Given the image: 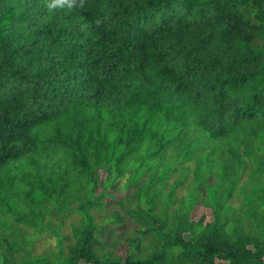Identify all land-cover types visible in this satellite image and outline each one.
<instances>
[{
	"label": "trees",
	"instance_id": "16d2710c",
	"mask_svg": "<svg viewBox=\"0 0 264 264\" xmlns=\"http://www.w3.org/2000/svg\"><path fill=\"white\" fill-rule=\"evenodd\" d=\"M53 5L0 0V264H264V0Z\"/></svg>",
	"mask_w": 264,
	"mask_h": 264
},
{
	"label": "rangeland",
	"instance_id": "374dc122",
	"mask_svg": "<svg viewBox=\"0 0 264 264\" xmlns=\"http://www.w3.org/2000/svg\"><path fill=\"white\" fill-rule=\"evenodd\" d=\"M182 193H183L182 190H178L177 195H181ZM96 194L97 193L95 192V195ZM191 214L194 217V219H198L201 215L204 218H207V219L209 218V212L208 211L201 210V209H198V208H194ZM75 217L76 216L73 215V217L70 220H68V219L65 220L64 226L62 228V232L64 234L70 235V224L72 223V221H73V219ZM104 229H105V231H106V233L108 235L109 243H112L114 241L121 242L124 239V237L128 234L124 227L115 226V225H112L110 223H106ZM54 245H55L54 237H50V236H46V235L42 236L36 242L35 247H34V252L35 253H42V252H45L48 249H51V250L54 251ZM124 250L125 249L123 247H120L117 250V254L118 255H123L124 254Z\"/></svg>",
	"mask_w": 264,
	"mask_h": 264
},
{
	"label": "clouds",
	"instance_id": "9594fccd",
	"mask_svg": "<svg viewBox=\"0 0 264 264\" xmlns=\"http://www.w3.org/2000/svg\"><path fill=\"white\" fill-rule=\"evenodd\" d=\"M77 0H54V5L53 6H59V7H64L67 6L68 8H72L76 6ZM80 4L82 6L83 0H80ZM99 24L100 21H97Z\"/></svg>",
	"mask_w": 264,
	"mask_h": 264
}]
</instances>
